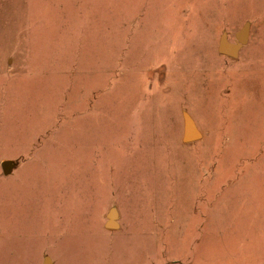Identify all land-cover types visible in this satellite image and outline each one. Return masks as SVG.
I'll list each match as a JSON object with an SVG mask.
<instances>
[{"label": "rangeland", "instance_id": "obj_1", "mask_svg": "<svg viewBox=\"0 0 264 264\" xmlns=\"http://www.w3.org/2000/svg\"><path fill=\"white\" fill-rule=\"evenodd\" d=\"M263 229L264 0H0V264H253Z\"/></svg>", "mask_w": 264, "mask_h": 264}, {"label": "water", "instance_id": "obj_2", "mask_svg": "<svg viewBox=\"0 0 264 264\" xmlns=\"http://www.w3.org/2000/svg\"><path fill=\"white\" fill-rule=\"evenodd\" d=\"M222 51L223 52H227L229 54L235 55L236 54V50L233 47H230L227 44H224L222 46ZM200 137V134L198 133V131L196 130L194 121L192 118H190L189 116L186 117V133H185V140L186 141H192V140H196ZM110 227H115L116 224L114 222H110L109 223Z\"/></svg>", "mask_w": 264, "mask_h": 264}, {"label": "crops", "instance_id": "obj_3", "mask_svg": "<svg viewBox=\"0 0 264 264\" xmlns=\"http://www.w3.org/2000/svg\"><path fill=\"white\" fill-rule=\"evenodd\" d=\"M262 235L264 236V229L262 231ZM263 239H264V237H263ZM261 252H262V254L260 256H258V257L256 255L253 256V258H254L253 264H264V246L262 247Z\"/></svg>", "mask_w": 264, "mask_h": 264}]
</instances>
